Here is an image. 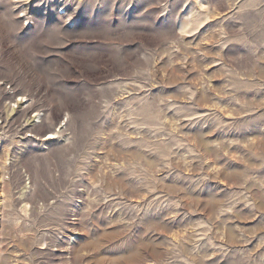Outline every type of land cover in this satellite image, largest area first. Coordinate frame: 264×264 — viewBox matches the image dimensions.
I'll return each mask as SVG.
<instances>
[{"label":"rangeland","instance_id":"374dc122","mask_svg":"<svg viewBox=\"0 0 264 264\" xmlns=\"http://www.w3.org/2000/svg\"><path fill=\"white\" fill-rule=\"evenodd\" d=\"M0 264H264V0H0Z\"/></svg>","mask_w":264,"mask_h":264}]
</instances>
